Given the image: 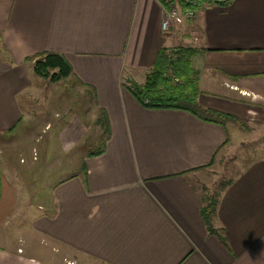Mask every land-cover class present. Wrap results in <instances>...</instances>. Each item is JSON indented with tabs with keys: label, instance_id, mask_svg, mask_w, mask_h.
Returning <instances> with one entry per match:
<instances>
[{
	"label": "crops",
	"instance_id": "0c3cea01",
	"mask_svg": "<svg viewBox=\"0 0 264 264\" xmlns=\"http://www.w3.org/2000/svg\"><path fill=\"white\" fill-rule=\"evenodd\" d=\"M199 7L164 32L158 0H0V135L30 117L19 98L39 93L32 66L48 52L65 57L66 79L94 96L92 123L103 109L110 131L104 151H82L80 171L60 177L30 221L0 175V264H67L69 251L103 264H264V156L221 186L216 233L198 183L221 150L264 132V0ZM178 46L197 50V104L235 123L236 144L228 122L145 108L123 86L142 83L158 51ZM84 127L77 116L59 125L63 155L87 141Z\"/></svg>",
	"mask_w": 264,
	"mask_h": 264
},
{
	"label": "rangeland",
	"instance_id": "374dc122",
	"mask_svg": "<svg viewBox=\"0 0 264 264\" xmlns=\"http://www.w3.org/2000/svg\"><path fill=\"white\" fill-rule=\"evenodd\" d=\"M36 77L39 82L35 84L34 81V85L38 87L39 93L34 94V99L28 94L19 98L24 112H30V117H26V122L12 134L0 135V175L6 174L9 179L6 180L11 187L13 184L17 186L16 208L17 212L21 210L24 215L22 223L31 220V213L39 212L38 206L60 177L80 171L77 167V158H81L80 153L97 149L102 141L101 132L90 119V111L94 108L93 94L89 92L83 94L81 87L66 78L51 83L45 78ZM58 89L61 91L58 92ZM33 91L34 86L29 91L30 96ZM72 116L84 120L87 141L70 154L63 155L56 133L59 125ZM225 121L223 120L230 125L231 135L235 134L231 141L236 144L240 130L235 128L233 121ZM239 140L243 142L236 144L237 150H234V153L221 150L209 169L199 174L198 183L203 198L206 196L216 198L221 186L230 176V179L234 177L243 165L253 158L264 156V132ZM69 156L76 159L70 163L67 159ZM61 160L62 162L57 164ZM35 161L37 162L32 166ZM66 255L70 258L71 264H103L75 251H69Z\"/></svg>",
	"mask_w": 264,
	"mask_h": 264
},
{
	"label": "trees",
	"instance_id": "16d2710c",
	"mask_svg": "<svg viewBox=\"0 0 264 264\" xmlns=\"http://www.w3.org/2000/svg\"><path fill=\"white\" fill-rule=\"evenodd\" d=\"M205 0H178L183 9L200 10L199 5ZM222 2V1H221ZM197 52L196 49L186 46H178L172 49L162 48L158 51L156 60L145 75L142 83L126 81L123 86L145 108L151 109H180L191 112L203 120L223 122L227 115L208 109H203L197 104L198 85L197 71L191 66L190 58ZM172 70L173 77L178 81L174 83L168 74ZM34 75L45 78L51 83H56L67 78L71 74V66L65 57L59 53L48 52L36 60L32 66ZM216 116V117H215ZM220 118H223L221 120ZM94 126L101 132L102 141L95 150L87 152V156L101 154L105 148V142L109 137V124L107 114L100 109L94 122ZM84 170V167H82ZM216 198H203L201 216L208 231L216 233L212 228L211 219L216 210Z\"/></svg>",
	"mask_w": 264,
	"mask_h": 264
},
{
	"label": "built area",
	"instance_id": "2783aa9c",
	"mask_svg": "<svg viewBox=\"0 0 264 264\" xmlns=\"http://www.w3.org/2000/svg\"><path fill=\"white\" fill-rule=\"evenodd\" d=\"M162 8L161 18V30L166 32L170 29L171 24H182L186 21H194L197 17L196 10L183 9L178 0H158ZM168 74L174 80V83L178 81L177 78L173 77L171 69H168ZM36 156V153H34ZM71 264V263H68Z\"/></svg>",
	"mask_w": 264,
	"mask_h": 264
}]
</instances>
